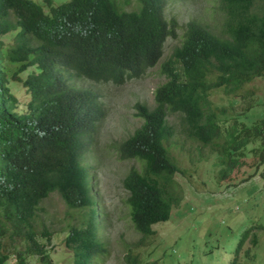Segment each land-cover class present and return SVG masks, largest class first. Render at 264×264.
Here are the masks:
<instances>
[{
  "label": "trees",
  "instance_id": "trees-1",
  "mask_svg": "<svg viewBox=\"0 0 264 264\" xmlns=\"http://www.w3.org/2000/svg\"><path fill=\"white\" fill-rule=\"evenodd\" d=\"M138 1L137 10L122 11L115 0H69L58 7L51 0H0V264L12 258L27 264L31 257L50 264L54 231L40 211L53 193L78 214L64 240L70 264H99L106 257L105 213L84 161L106 112L97 93L72 82L124 84L160 64L180 26L166 16L168 0ZM221 10L220 34L198 21L186 24L181 45L161 66L166 82L154 93V107L135 106L142 125L117 147L122 160L144 165L123 181L131 222L143 237L168 222L182 200L175 180L181 170L166 146L176 136L171 114L183 119L180 134L204 148L218 147L215 140L229 130L219 148L226 175L264 162V118L258 126L237 119L229 125L210 102L214 92L236 96L264 77V0H221ZM15 86L25 90V101ZM252 143L260 144L247 149ZM248 154L259 162L251 163ZM246 243L247 259L258 246L253 229L229 264H241ZM126 264H139L138 257Z\"/></svg>",
  "mask_w": 264,
  "mask_h": 264
},
{
  "label": "rangeland",
  "instance_id": "rangeland-1",
  "mask_svg": "<svg viewBox=\"0 0 264 264\" xmlns=\"http://www.w3.org/2000/svg\"><path fill=\"white\" fill-rule=\"evenodd\" d=\"M34 1L44 5V0ZM66 1L55 0L54 6ZM115 1L122 11H135L140 7L138 0ZM166 16L168 20L178 22L177 37L167 40L160 64L144 77L124 84H97L73 78L76 87L90 89L99 95L106 112L84 160L92 169L96 181L94 192L102 202L103 209L100 206V210L105 213L102 237L107 255L99 264H126L128 257H138L139 264H229L244 233L252 229L258 237V246L252 257L246 259L243 256L249 248L246 243L241 264H264V162L257 169L241 168L237 176L226 175L224 168L228 161L220 155L219 148L225 145L229 130H222L223 136L215 140L220 146L204 148L180 134L183 119L178 114H171L168 123L176 129V136L166 146L181 170L175 180L182 200L173 209L168 222L153 226L155 233L151 237H143L131 222L129 194L123 181L132 169L143 172L144 165L138 160H122L117 147L142 125L135 106L154 107V93L166 82L160 73L161 66L181 45L186 24L198 21L220 34L223 23L221 0H168ZM5 40L12 42V36ZM15 93L21 101L26 100V92L21 86H15ZM210 102L220 121L230 125L237 119L246 127L261 125L264 77L245 85L236 96L226 97L223 91L214 92ZM259 144L252 143L247 149ZM248 155L251 163L258 161ZM255 171L254 177L242 182ZM40 215L54 231L48 246L52 256L50 264H70L72 259L66 254L64 240L67 227L75 222L78 214L67 208L59 194L53 193L41 205ZM8 264H17L16 259L12 258ZM27 264L41 263L31 257Z\"/></svg>",
  "mask_w": 264,
  "mask_h": 264
},
{
  "label": "clouds",
  "instance_id": "clouds-1",
  "mask_svg": "<svg viewBox=\"0 0 264 264\" xmlns=\"http://www.w3.org/2000/svg\"><path fill=\"white\" fill-rule=\"evenodd\" d=\"M53 1H54V3H53ZM68 1H69V0H68ZM68 1H66V2H64V3L60 4V5H63V4H65V3H67ZM51 2H52L53 7H55V6H54V5H55V0H51ZM60 5H58V6H60ZM58 6H56V7H58Z\"/></svg>",
  "mask_w": 264,
  "mask_h": 264
}]
</instances>
